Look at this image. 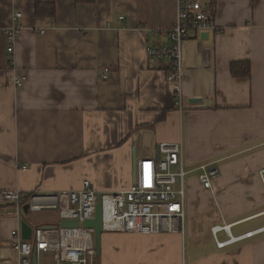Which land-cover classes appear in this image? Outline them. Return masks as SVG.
Masks as SVG:
<instances>
[{
    "label": "crops",
    "instance_id": "obj_1",
    "mask_svg": "<svg viewBox=\"0 0 264 264\" xmlns=\"http://www.w3.org/2000/svg\"><path fill=\"white\" fill-rule=\"evenodd\" d=\"M200 1L216 23L184 39L180 96L171 62L148 55L169 42L174 0H0V28L22 12L14 52L0 34V191L22 189L25 205L35 190L53 202L50 194L85 179L98 194L150 189L162 142H182L189 174L218 161L213 191L191 179L184 234L103 232L104 264L123 261L118 239L129 243L126 264H219L235 244L217 246L225 228L233 237L264 233V0ZM38 2H55L56 18L37 16ZM242 60L250 77L230 71ZM23 220L33 232L61 221L54 210L17 216L0 202V264H19L12 231Z\"/></svg>",
    "mask_w": 264,
    "mask_h": 264
},
{
    "label": "built area",
    "instance_id": "obj_2",
    "mask_svg": "<svg viewBox=\"0 0 264 264\" xmlns=\"http://www.w3.org/2000/svg\"><path fill=\"white\" fill-rule=\"evenodd\" d=\"M174 1L177 4L176 21L171 28L163 31L169 42L148 48V55L171 62L168 81L174 84L175 93L180 95L184 39L190 29L197 31L211 29L215 27L216 22L213 13L204 7L200 0ZM21 17L22 12H16L12 17V23L0 28V34L5 36L8 43L7 51L10 53L14 52L22 31V25L18 23ZM25 81L26 76L15 77L14 84L20 88ZM159 153L155 168V184L150 189L134 183L125 192L98 194L92 182L85 179L81 189L56 191L50 194V197L54 198L53 202L44 201L49 196L42 195L39 190L30 193L27 203L30 211L54 210L61 220L77 219L80 226L76 228L40 226L34 230L29 240L22 238L20 229L13 230L12 236L19 264H34L35 249L37 254H53V264H97L95 229L83 227L82 223L95 217L100 195L103 232L184 234L187 221L186 178L190 173L185 163L184 146L182 142H162L159 144ZM197 170L198 180L202 186L213 191V181L220 176L218 161H206L200 164ZM259 176L264 186V167L259 170ZM25 197L26 193L19 188L0 191V202L14 206L17 216L24 210ZM40 198L43 201H40ZM219 229L218 226L214 228L215 233ZM225 230L229 238L217 241L219 248L253 237L255 233L248 232L240 237H233L230 228Z\"/></svg>",
    "mask_w": 264,
    "mask_h": 264
},
{
    "label": "rangeland",
    "instance_id": "obj_3",
    "mask_svg": "<svg viewBox=\"0 0 264 264\" xmlns=\"http://www.w3.org/2000/svg\"><path fill=\"white\" fill-rule=\"evenodd\" d=\"M236 155L237 154H235L234 156ZM223 162L220 164L221 165L224 164ZM194 176L197 177L198 172H193L187 176L186 178L187 190L188 188L192 186L191 179ZM186 205H188V201ZM34 214H41V213H34ZM242 228H245V226L244 225L240 226L238 229H236V231L237 230L239 231ZM224 238H226V236L220 235V239H224ZM117 243L119 245L118 247H116V253L118 257L123 259V261H119L117 264H126V260H125L126 254L125 253L127 250V245H129V243H123L122 239H118ZM222 252H226V255L223 258H221V262L219 264H231L233 259L228 258V256L230 255L238 258L240 263H243L244 261L249 260L248 264H264V233L255 235L250 238L243 239L229 247H226L225 249L222 250ZM40 260H41V264H53V254H50V253L42 254L40 255ZM99 261H102L104 264L105 262L104 253L97 255L96 257L97 264H99Z\"/></svg>",
    "mask_w": 264,
    "mask_h": 264
},
{
    "label": "water",
    "instance_id": "obj_4",
    "mask_svg": "<svg viewBox=\"0 0 264 264\" xmlns=\"http://www.w3.org/2000/svg\"><path fill=\"white\" fill-rule=\"evenodd\" d=\"M24 212H29V204L24 206ZM60 226L63 228H76L80 226V222L77 219H62L60 221ZM83 227L86 228H94L95 229V246L97 250V254L101 253V246H102V234H103V227H102V202H101V195L99 196V201L96 205V212L95 217L92 219L85 220L82 223ZM33 228L26 222L21 221V234L22 238L25 240H29L32 236ZM34 264L38 263V254L36 249L34 250L33 254Z\"/></svg>",
    "mask_w": 264,
    "mask_h": 264
},
{
    "label": "trees",
    "instance_id": "obj_5",
    "mask_svg": "<svg viewBox=\"0 0 264 264\" xmlns=\"http://www.w3.org/2000/svg\"><path fill=\"white\" fill-rule=\"evenodd\" d=\"M94 1L95 0H76V2L78 3H92ZM35 14L37 16H47L52 19H55L57 15V7L55 2L36 3ZM230 71L234 77H250L251 63L249 60L234 61L230 65Z\"/></svg>",
    "mask_w": 264,
    "mask_h": 264
}]
</instances>
